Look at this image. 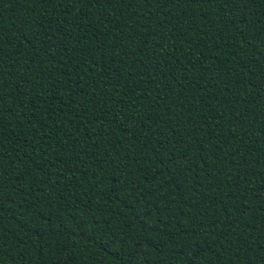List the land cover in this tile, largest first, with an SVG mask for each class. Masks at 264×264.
Instances as JSON below:
<instances>
[{
  "label": "trees",
  "instance_id": "obj_1",
  "mask_svg": "<svg viewBox=\"0 0 264 264\" xmlns=\"http://www.w3.org/2000/svg\"><path fill=\"white\" fill-rule=\"evenodd\" d=\"M0 264H264V0H0Z\"/></svg>",
  "mask_w": 264,
  "mask_h": 264
}]
</instances>
